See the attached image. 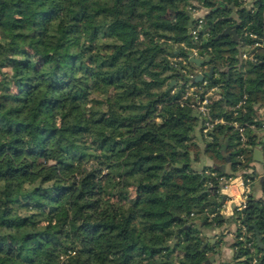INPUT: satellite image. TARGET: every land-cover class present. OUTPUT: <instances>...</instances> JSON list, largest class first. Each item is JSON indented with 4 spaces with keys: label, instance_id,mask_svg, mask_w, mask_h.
<instances>
[{
    "label": "trees",
    "instance_id": "trees-1",
    "mask_svg": "<svg viewBox=\"0 0 264 264\" xmlns=\"http://www.w3.org/2000/svg\"><path fill=\"white\" fill-rule=\"evenodd\" d=\"M211 88L209 139L191 103ZM263 117L264 0H0V264H206L224 233L204 246L198 223L229 222L222 189L260 175L235 123ZM248 197L221 264H264Z\"/></svg>",
    "mask_w": 264,
    "mask_h": 264
},
{
    "label": "crops",
    "instance_id": "crops-1",
    "mask_svg": "<svg viewBox=\"0 0 264 264\" xmlns=\"http://www.w3.org/2000/svg\"><path fill=\"white\" fill-rule=\"evenodd\" d=\"M197 14H203V11L197 12ZM198 115L197 113H195ZM200 134V132H199ZM202 137V136H201ZM259 149L255 147V150ZM261 150V149H260ZM212 164V161L208 157H203V159L197 163L198 168L209 166ZM251 165L256 167V170L260 172L259 176H256L252 184L250 185V195L252 198L259 200L264 198V176L262 174V170L264 169V162L259 161L256 158V154L254 153V161L251 162ZM228 186L222 189V193L224 195V206L221 212L225 216H229V222H227L222 227H210L203 222H199V227L201 228L202 235L204 239H216L217 236L222 232L224 233L223 242L221 244V251L220 253L214 255L216 260L214 264H221V262H230L234 257V249L232 247V243L234 241L235 235L234 232L236 231V225L231 221V215L233 213L234 207L243 199V185L242 180L239 176H235L234 178L228 181ZM210 244H214L215 242H210ZM207 243V244H208Z\"/></svg>",
    "mask_w": 264,
    "mask_h": 264
},
{
    "label": "built area",
    "instance_id": "built-area-1",
    "mask_svg": "<svg viewBox=\"0 0 264 264\" xmlns=\"http://www.w3.org/2000/svg\"><path fill=\"white\" fill-rule=\"evenodd\" d=\"M250 2H252V0H247V4L250 5ZM200 10L203 11V14H197V12H200ZM206 12H207V10L203 7L198 8V10L196 11L195 16H196V18H198L199 26L204 22V14H206ZM197 32H198L197 27L191 30V33L194 34L195 36L197 35ZM193 56L199 57L197 55L196 50H194ZM248 57H251V55L249 53H247V52L242 53V58L246 59ZM202 74H204V73H202ZM188 88H189L188 94H192L195 87L189 86ZM215 91H216V88H211L206 93H204V95H202L203 91L200 90L198 93H194L195 99H194V102L191 103V107L194 109L195 113L206 118L202 124V134L209 139H211L209 132L214 127V125L220 121L219 119L213 121L210 117V112H211L210 104L212 102V99L218 96ZM244 102H245V99L239 101V103L236 105V108H240ZM235 127L239 131L241 141L247 140V132H249V130H254V132L256 131L255 132L256 135H259V142L256 145V147L263 151V159H264V117H263V121L261 123V127L259 130H257L256 124L239 125V124L235 123ZM262 174L264 176V169L262 170ZM238 176L242 180L243 199L235 207H236L237 211H241L247 205V201L249 199L248 194L250 193V184L245 185L243 182L242 176L240 174ZM228 185L229 184H227L225 187H227ZM235 225H236V227L239 226L241 228V231L246 230L245 226H243L241 224L240 220H237ZM236 234H237V232L235 231L234 235H236ZM254 262L256 263V259L254 260Z\"/></svg>",
    "mask_w": 264,
    "mask_h": 264
},
{
    "label": "water",
    "instance_id": "water-1",
    "mask_svg": "<svg viewBox=\"0 0 264 264\" xmlns=\"http://www.w3.org/2000/svg\"><path fill=\"white\" fill-rule=\"evenodd\" d=\"M197 6H198V8H201V6H199V5H197ZM232 16L235 17L237 20H239L238 15H237L236 12H233V13H232ZM238 27H239V21L236 22L235 24L231 25V26H228V27H227V28H226V29H225V30H224L219 36H225V35H230V34H231V35L233 36L234 39H238V33H237V29H238ZM190 34H191V29L189 30V35H190ZM190 60L193 61V62H194L196 65H198V66H201V65H203V64L205 63V60H204L203 58L196 57V56H191V57H190ZM213 71H214V68L211 67V68H210V71H209V74L212 75V72H213ZM204 77H205V75L201 73V74H198V75H197V77L195 78V80H196V81H201V80L204 79ZM173 83H174V82H173ZM221 141H222V140H221ZM224 149H225V147H223V154L226 155V151H225ZM255 154H256V158H257L259 161L264 162V159H263V151H262V150H260V149H256V150H255ZM227 159H228V164H227L226 167H225V171H226L227 174L231 175V174H233L232 163H231L229 157H228ZM251 200H252L253 202H256V201H257V200L254 199V198H251ZM254 227H255V230H256L257 241H258L260 244H262V236H261L259 230L257 229L256 225H254ZM208 241H210V242H215L216 239H210V240H208V239H204V246L207 245ZM214 259H215V256L212 255V256L207 260L206 264H211V262H212Z\"/></svg>",
    "mask_w": 264,
    "mask_h": 264
},
{
    "label": "rangeland",
    "instance_id": "rangeland-1",
    "mask_svg": "<svg viewBox=\"0 0 264 264\" xmlns=\"http://www.w3.org/2000/svg\"><path fill=\"white\" fill-rule=\"evenodd\" d=\"M198 132V131H197ZM198 138L200 139L199 141H200V143H201V145H204V139H201V135L199 134V132H198ZM203 157H207L205 154L203 155ZM232 215H233V213H232ZM231 215V216H232ZM227 218H229V216H226ZM224 236V235H223ZM212 256V255H211ZM210 256V257H211ZM216 260H213L212 262H211V264H214V262H215Z\"/></svg>",
    "mask_w": 264,
    "mask_h": 264
}]
</instances>
